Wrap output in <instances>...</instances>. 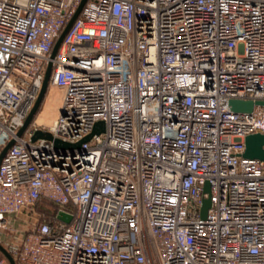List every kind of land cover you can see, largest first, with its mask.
Instances as JSON below:
<instances>
[{
    "label": "built area",
    "instance_id": "built-area-1",
    "mask_svg": "<svg viewBox=\"0 0 264 264\" xmlns=\"http://www.w3.org/2000/svg\"><path fill=\"white\" fill-rule=\"evenodd\" d=\"M80 2L0 0V243L16 264H264V161L242 157L264 114L228 105L264 100V0H86L50 59ZM49 62L59 92L17 137ZM97 122L78 148L31 141Z\"/></svg>",
    "mask_w": 264,
    "mask_h": 264
},
{
    "label": "water",
    "instance_id": "water-1",
    "mask_svg": "<svg viewBox=\"0 0 264 264\" xmlns=\"http://www.w3.org/2000/svg\"><path fill=\"white\" fill-rule=\"evenodd\" d=\"M85 2H86V0H81L76 12L74 13L72 18L69 20V22L66 24V26L62 30L61 34L59 35L58 39L56 40V42L53 46V49H52V52L50 55V59H53L54 56L56 55L57 50H58L65 34L67 33V31L71 27L74 20L77 18L78 14L80 13ZM50 73H51V63L49 62L47 67H46V70H45L43 82H42L40 91L38 93V96L35 100V103H34L32 109L30 110L29 114L27 115L23 125L18 130V132L16 133L17 137H20L24 133V131L26 130V128L29 126L30 122L32 121L34 115L37 113V111H38V109L42 103V100L46 94L47 88H48ZM228 105H229L230 110L234 113H251L253 111L254 107L258 106V107L262 108L263 114H264V100H255V101L230 100ZM102 131H103V123L97 122L95 124L92 132L89 135H87L85 138H83L78 143L70 144V143L62 142V141L57 140V139H52L50 137V135L44 134L42 131L38 130L32 136L31 141L34 142L39 138H47V139L53 141V144L56 148L73 149V148H78L81 145V143H83V142H88L94 134H99ZM13 144H14V139H11L0 150V162L3 158V156L5 155V153L7 152V150ZM242 157L246 158V159H255V160L264 161V135L253 134V135L247 136L244 140V152L242 154ZM204 193H208V185L207 184L204 186ZM209 207H210L209 198L203 199L202 205H201V210H200L201 218L205 217L206 211L208 210ZM57 218L64 223H69L71 221V217L64 214V213H59L57 215ZM0 253L7 260V262L9 264H16L15 261L13 260V258L11 257V255L1 245V243H0Z\"/></svg>",
    "mask_w": 264,
    "mask_h": 264
},
{
    "label": "trees",
    "instance_id": "trees-1",
    "mask_svg": "<svg viewBox=\"0 0 264 264\" xmlns=\"http://www.w3.org/2000/svg\"><path fill=\"white\" fill-rule=\"evenodd\" d=\"M37 211L42 214L45 219H53L55 206L47 201H41L37 206Z\"/></svg>",
    "mask_w": 264,
    "mask_h": 264
},
{
    "label": "rangeland",
    "instance_id": "rangeland-1",
    "mask_svg": "<svg viewBox=\"0 0 264 264\" xmlns=\"http://www.w3.org/2000/svg\"><path fill=\"white\" fill-rule=\"evenodd\" d=\"M50 88H51V91L52 90H54V89H56V88H52V87H50L49 86V88H47V91H46V94H45V96H44V98H43V100H42V103H41V105H40V107H39V109H38V111H37V113L35 114V116H41V114H42V112L44 111V108H45V106H46V100L48 99V100H51L52 99V97H54L53 95H52V92H50L49 93V90H50ZM56 91H57V93L59 92V90L58 89H56ZM57 107V106H56ZM39 123L41 122V121H38ZM3 147L1 146V144H0V150L2 149ZM5 238V235L2 237V239H4ZM3 246V245H2ZM0 256H1V254H0ZM6 261V260H5ZM8 264V263H7Z\"/></svg>",
    "mask_w": 264,
    "mask_h": 264
},
{
    "label": "crops",
    "instance_id": "crops-1",
    "mask_svg": "<svg viewBox=\"0 0 264 264\" xmlns=\"http://www.w3.org/2000/svg\"><path fill=\"white\" fill-rule=\"evenodd\" d=\"M2 255V254H1ZM3 256H0V264H7V260ZM9 264V263H8Z\"/></svg>",
    "mask_w": 264,
    "mask_h": 264
}]
</instances>
